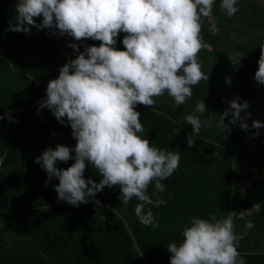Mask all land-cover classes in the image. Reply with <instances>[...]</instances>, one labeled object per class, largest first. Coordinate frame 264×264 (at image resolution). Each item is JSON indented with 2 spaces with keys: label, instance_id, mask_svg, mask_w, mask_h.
I'll use <instances>...</instances> for the list:
<instances>
[{
  "label": "trees",
  "instance_id": "1",
  "mask_svg": "<svg viewBox=\"0 0 264 264\" xmlns=\"http://www.w3.org/2000/svg\"><path fill=\"white\" fill-rule=\"evenodd\" d=\"M18 2L0 0V116L4 117L0 119V264H169L167 247L183 239L182 230L193 216L216 220L231 216L245 264H264V127L251 128L253 120L264 123V84L254 79L264 49V0H237L238 11L231 17L220 8L221 0H215L212 14L201 18L203 47L197 55L208 81L193 86L183 105L177 106L165 93L154 98L150 109L136 106L145 138L180 156L178 168L161 181L165 190L157 193L154 182L147 190L153 201H166L158 207L145 206L158 227L140 222L134 211L139 201L133 197L124 204L118 185L104 187L77 207L58 199L56 177L45 184L47 174L35 158L57 144L74 148L76 140L66 119L61 124L46 107L38 111L39 103L46 98L48 81L76 57L70 44L84 51L100 41L88 38L83 46L67 35L52 39L54 29L34 26L29 33L12 31ZM34 19L40 23L42 18ZM213 25L219 29L215 35ZM124 35L116 37L115 48H124ZM240 56L239 63L230 59ZM237 96L249 104L247 131L239 122L225 130L219 126L218 115ZM200 101L207 107L204 114L196 112ZM190 114L202 122L193 147L187 144ZM224 122L229 124V119ZM247 142L252 150L245 149ZM72 163V159L57 161L56 166L67 168ZM246 169L253 170L250 185L233 190V175ZM84 177L101 179L91 165ZM253 205L257 212L237 217ZM249 220L254 224L251 229L245 227Z\"/></svg>",
  "mask_w": 264,
  "mask_h": 264
},
{
  "label": "clouds",
  "instance_id": "2",
  "mask_svg": "<svg viewBox=\"0 0 264 264\" xmlns=\"http://www.w3.org/2000/svg\"><path fill=\"white\" fill-rule=\"evenodd\" d=\"M214 2L19 0L16 23L10 30L29 33L30 26H34L38 30H58L59 35L76 41H100L98 46H85L84 51H79L77 44H70L76 57L48 81L46 98L39 103L38 111L46 107L61 124L66 119L76 140L74 148L57 144L45 149L34 161L47 174L45 184L53 177L58 179L54 189L59 200L78 207L104 187L118 185L124 204L133 197L139 201L134 211L140 222L158 227L154 214L151 210L145 212V206L158 207L166 201H153L147 190L153 182L157 193L165 190L161 181L178 168L180 156L153 146L141 135L145 129L136 106L150 109L156 102L154 98L165 93L177 106L183 105L192 96L193 86L201 80L208 81L209 75L201 70L197 55L203 47L201 18L212 14ZM236 3L237 0H221L220 8L231 17L238 11ZM34 18L42 19L37 23ZM218 31L215 25L211 27L213 35ZM121 32L125 33L124 48L117 49L114 45ZM240 58L230 59L239 63ZM254 79L264 84V49ZM225 82L230 84V78L226 77ZM228 103L229 107L218 115L219 126L225 130L239 122L247 131L248 102L237 96ZM196 112H207L204 101L197 103ZM4 115L15 122L10 113ZM225 117L229 124H225ZM186 121L191 126L187 144L193 147L202 122L195 114L186 116ZM262 127L261 121H252L251 128ZM69 159L74 160L69 167L56 166L57 161L66 163ZM88 165L101 176L99 182L84 177ZM95 204L99 206L100 201L95 200ZM245 227L251 229L254 224L249 220ZM182 237L179 243L167 247L171 253L169 264H245L231 216L223 220L193 216L182 230Z\"/></svg>",
  "mask_w": 264,
  "mask_h": 264
},
{
  "label": "rangeland",
  "instance_id": "3",
  "mask_svg": "<svg viewBox=\"0 0 264 264\" xmlns=\"http://www.w3.org/2000/svg\"><path fill=\"white\" fill-rule=\"evenodd\" d=\"M75 42L84 46V42H82V41H76L75 40ZM141 135H144V134H141ZM245 149L252 150L250 143H248V142L245 143ZM252 180H253V170L252 169H246L242 172H238V173L233 175L232 189L236 190V187L241 188V189H246Z\"/></svg>",
  "mask_w": 264,
  "mask_h": 264
},
{
  "label": "built area",
  "instance_id": "4",
  "mask_svg": "<svg viewBox=\"0 0 264 264\" xmlns=\"http://www.w3.org/2000/svg\"><path fill=\"white\" fill-rule=\"evenodd\" d=\"M18 1H19V0H18ZM56 36H59V34H58V30H54L50 37H51L52 39H54V37H56ZM0 117H1V116H0ZM257 210H258V207H257L256 205H254V206L250 207L249 209H246V210L242 211L241 213L237 214V217H238V218H241V217L244 216V215H245V216H249V215H251V214L257 212Z\"/></svg>",
  "mask_w": 264,
  "mask_h": 264
},
{
  "label": "crops",
  "instance_id": "5",
  "mask_svg": "<svg viewBox=\"0 0 264 264\" xmlns=\"http://www.w3.org/2000/svg\"><path fill=\"white\" fill-rule=\"evenodd\" d=\"M253 177H254V174H253ZM249 185H250V183H249ZM248 188V187H247Z\"/></svg>",
  "mask_w": 264,
  "mask_h": 264
}]
</instances>
